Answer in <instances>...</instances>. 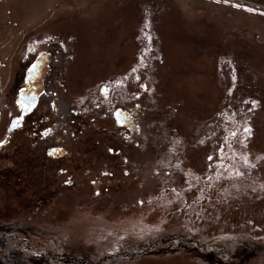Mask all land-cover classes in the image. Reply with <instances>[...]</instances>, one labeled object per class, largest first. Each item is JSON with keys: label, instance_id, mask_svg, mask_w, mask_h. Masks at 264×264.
<instances>
[{"label": "rangeland", "instance_id": "rangeland-1", "mask_svg": "<svg viewBox=\"0 0 264 264\" xmlns=\"http://www.w3.org/2000/svg\"><path fill=\"white\" fill-rule=\"evenodd\" d=\"M7 22L0 133L22 43L72 29L88 74L128 58L145 85L136 154L151 200L1 208L0 264H264V0H0Z\"/></svg>", "mask_w": 264, "mask_h": 264}, {"label": "flooded vegetation", "instance_id": "flooded-vegetation-1", "mask_svg": "<svg viewBox=\"0 0 264 264\" xmlns=\"http://www.w3.org/2000/svg\"><path fill=\"white\" fill-rule=\"evenodd\" d=\"M60 30L48 33L43 50L22 43L11 100L4 82L1 101L15 117L0 133V209L46 201L61 210H86L93 208L87 200L105 194L125 208L148 211L150 163L136 154L145 149V85L128 58L88 74L84 40L72 29Z\"/></svg>", "mask_w": 264, "mask_h": 264}, {"label": "crops", "instance_id": "crops-1", "mask_svg": "<svg viewBox=\"0 0 264 264\" xmlns=\"http://www.w3.org/2000/svg\"><path fill=\"white\" fill-rule=\"evenodd\" d=\"M16 25V23L14 25H10L8 22L6 24H0V41L11 38L14 35L15 28L13 27H15ZM8 52L9 51L7 47H0V60H2V62L9 60L10 54H8Z\"/></svg>", "mask_w": 264, "mask_h": 264}, {"label": "water", "instance_id": "water-1", "mask_svg": "<svg viewBox=\"0 0 264 264\" xmlns=\"http://www.w3.org/2000/svg\"><path fill=\"white\" fill-rule=\"evenodd\" d=\"M29 99H30V95H28V98H26V101H25V100H24V101H25L26 103L28 102V104H30V103H31V102H30L31 99H30V101H29ZM27 100H28V101H27Z\"/></svg>", "mask_w": 264, "mask_h": 264}, {"label": "snow or ice", "instance_id": "snow-or-ice-1", "mask_svg": "<svg viewBox=\"0 0 264 264\" xmlns=\"http://www.w3.org/2000/svg\"><path fill=\"white\" fill-rule=\"evenodd\" d=\"M250 131V130H249Z\"/></svg>", "mask_w": 264, "mask_h": 264}]
</instances>
